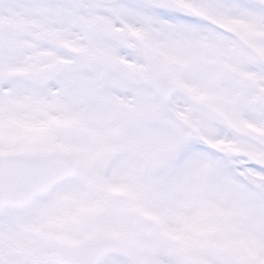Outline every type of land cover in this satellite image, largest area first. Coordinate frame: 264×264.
<instances>
[{"label":"snow or ice","instance_id":"6c2138e0","mask_svg":"<svg viewBox=\"0 0 264 264\" xmlns=\"http://www.w3.org/2000/svg\"><path fill=\"white\" fill-rule=\"evenodd\" d=\"M0 264H264V0H0Z\"/></svg>","mask_w":264,"mask_h":264}]
</instances>
